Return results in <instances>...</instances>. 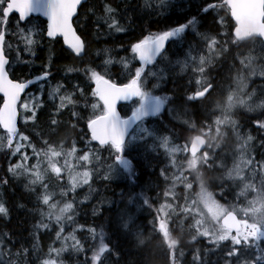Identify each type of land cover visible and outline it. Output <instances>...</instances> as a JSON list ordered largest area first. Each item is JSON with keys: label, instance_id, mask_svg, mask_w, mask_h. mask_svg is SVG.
<instances>
[{"label": "trees", "instance_id": "trees-1", "mask_svg": "<svg viewBox=\"0 0 264 264\" xmlns=\"http://www.w3.org/2000/svg\"><path fill=\"white\" fill-rule=\"evenodd\" d=\"M210 1L213 0H172V3L166 0V7H164L160 0H148L147 4L145 0H87L81 5L79 13L74 19L77 31L85 42L83 56L73 54L63 45L61 39L48 38L45 33V20L40 16H31L26 22L20 23L17 15L12 14L7 25V38L14 43L13 46L9 47V58L11 65L16 60L18 61L9 70L12 78L23 81L32 75L40 74V72L48 71L51 73L47 80L33 84L27 90V93L35 91L36 94H39L38 85L46 83L42 89V95L35 101L37 103L36 120L29 119L24 122L20 116L19 132L29 136L31 143L37 148L43 146L40 143V137L48 140L53 146H62L65 150L75 144L77 155H79L84 150V141L88 139V137L81 136V130L87 131L85 120L92 115L91 107L85 108L84 104L89 103L90 105L95 99L92 95L94 90L90 83L91 72L87 70H95L117 82H127L132 78V73L140 66V61L136 60L131 47L144 37L185 23L192 17H196L198 20L196 32L208 29L212 31L222 30L223 25L217 23L212 10L208 13L201 11V8ZM106 6L115 9L112 16L118 21V25L123 28V31H113L104 22L105 18H109V14L105 12ZM17 22L22 27L33 22L39 28L36 39L38 43L31 46L34 48L35 55L22 47L23 44H26L23 37L31 32L27 29L21 37V33L17 30ZM189 29L191 30V28ZM173 45V55L170 56ZM178 48L180 47L175 45V40L171 41L167 50L156 62L148 65L142 75V79L147 77L146 88L149 89L151 83H157L159 86L154 90L156 95L170 99L167 100L164 110L159 115L146 117L142 120L145 127L155 132L157 138L140 139L144 135L141 132L137 141L130 146V153H125L133 161V171L136 173L135 183L129 178L127 170L120 165H114L116 171L110 180L101 179V176L107 172V165L114 164V161L111 159L109 151L100 152V161L94 159L91 164L94 169L93 180L90 181L91 193L89 186L84 185L68 196L77 203L73 212L66 214L73 216L72 221H61L64 231L60 234L59 239L57 232L61 224L56 223L54 218L49 221L46 216L41 215V212L47 213L48 208L37 199V193L40 189L37 187L35 192L32 191L30 187H26L28 185L27 178L23 176L14 177L8 171L10 164L15 165L19 161V154L11 155V150L7 147L0 148V182L5 179L8 181L7 184L0 183V197L8 209L6 217L0 214V237L6 234L5 243L9 248H13L15 245L13 251L18 250L21 245L29 248L35 245L36 247L29 258V264H42L43 260L49 258L50 249L62 247L66 249L60 255L63 264H85L86 260H91L95 246L99 243L101 231L105 233V242L110 241V246L114 244L118 247L121 264H128L129 261L132 264H140L142 260L149 258L147 253L143 255L140 253L130 236L122 235L124 229L117 227L120 212L127 207L134 214L136 224L144 231L145 235L151 234L156 237V234L152 232V221L156 207L165 201L173 202L171 196L168 200H164L162 196V192L172 182L169 162L173 159L171 153L162 146L163 137L170 135L173 142L175 137L182 141L189 133L188 130L193 132L190 125L183 123L182 118L188 117L183 115V107L188 108L191 113V123H194L197 128L203 123H210L209 118L214 119L212 113L216 110V104L226 99L229 88L233 91L232 85L229 83L230 78H237L238 75L242 76L246 73L241 69L238 61L248 54V45L237 47L233 44L229 50L223 49L222 56L208 65V69L205 70L209 77H212L211 79L214 81L216 80V83L220 84L221 87L203 103L199 101L186 103L184 98L195 92L199 87L196 81L201 80L202 77L196 71L197 64L189 67L185 65L183 52L177 50ZM16 54L19 55L18 59H16ZM253 55L259 57L258 52L253 53ZM258 57L259 64L263 63L264 65V61L259 60ZM176 59L181 63L178 64ZM108 60L112 62L106 63ZM122 60L126 62L127 66L125 63H121ZM256 65L254 64V66ZM161 70H163L162 78H160ZM150 72H156L158 75L151 76ZM246 74H248V78H251L252 86L250 89L257 90L251 91L252 96L257 92L259 97H262L264 104V78L260 79L261 81L258 83L259 79H253L249 73ZM57 85L62 86V94L71 95L72 99L77 102L74 110L83 119L77 121L76 117L71 114L73 105L69 104L67 107L57 110L60 99L57 94L53 93V89ZM80 87L84 88L82 89L83 95L80 94ZM1 102L2 97L0 96V105ZM131 107L132 104L121 105L120 109L123 115L128 114ZM22 113L30 116L25 111ZM233 118L237 119L238 129L244 139L248 134L253 136L254 139L250 142L254 149L253 155L256 159H260L259 153L264 151V148L260 147L261 140H264V133L257 128L255 121L264 118V108H254L249 111V108L244 105L238 106L234 110ZM52 119L57 121L55 125L50 123ZM233 142L232 137H227L222 142L223 151L220 153L225 152L223 156L226 157L227 165L230 162L227 152L232 151ZM27 144L28 141H25L24 145ZM92 147L98 149V145L94 141ZM22 150L32 154L30 147L22 148ZM33 159L35 157L32 156V161ZM61 159L64 158L61 157ZM70 162L75 164L78 161L72 159ZM30 164L32 165V162ZM161 169H165L163 175ZM217 170L220 173L223 172L222 169ZM204 175L209 190L219 193L220 188L215 186L219 183L213 181L208 173L205 172ZM165 176L169 179H165ZM64 178L67 179L66 176ZM65 181L58 182L57 188L60 189L66 185ZM221 183H224L226 188L229 187L228 181ZM198 191L196 186L187 192L184 188L177 187L175 203L183 207L184 201L181 197L185 195L193 197ZM141 192L145 193L150 202L153 203L151 209L146 205H140L139 202L143 199L139 195ZM87 194L91 195V200L85 199ZM129 195L134 198L132 204L127 203ZM216 198L225 206L230 203L237 205L244 203L242 199H233V195L227 192L223 198L219 195ZM81 201L83 202L81 203ZM188 217L190 216H180L176 223L170 225L175 229L173 234L181 241L179 249L184 252V256L179 259V264H193V257L196 255L197 249L203 258L211 247L204 238H198L195 241L191 239L194 233L188 228ZM175 219L174 217L173 220ZM41 222L48 224V228H38L37 226ZM78 226H83V228ZM90 229L96 230V239H93ZM73 234L77 240H82L80 241L83 245L82 252L77 253L73 250L72 240L62 241L65 237ZM153 243H159V238L156 237ZM262 246H264V242H262ZM228 247L227 243H222L220 248L212 250L214 254H209L207 259L213 264H223V255ZM245 255L251 258L254 251H249ZM151 260L152 264H164V257L155 247L151 251ZM114 261L115 257H113Z\"/></svg>", "mask_w": 264, "mask_h": 264}, {"label": "snow or ice", "instance_id": "snow-or-ice-1", "mask_svg": "<svg viewBox=\"0 0 264 264\" xmlns=\"http://www.w3.org/2000/svg\"><path fill=\"white\" fill-rule=\"evenodd\" d=\"M166 0H160V3H165ZM82 3V0H0V94H2V107H0V128L5 132V136L0 137V148L7 147L12 150L11 154L20 153L22 148L30 147L32 156L35 157V163L29 165L26 163L31 157L26 153L21 155V163L9 166L8 171L14 177L23 176L27 178L28 185L32 191H36L38 187L40 191L37 193V199L42 205L47 206L48 212H41L42 216H46L49 221L53 218L56 223L61 224V221H72V213L74 204L72 202H64L63 206H59V202L55 200L56 193L50 187L53 178L56 182H60L67 176L68 183L61 187L59 195L68 197L75 193L77 188L84 185L89 186L91 193L90 181L93 178V170L85 167L83 171H77L78 165L72 164L70 160L74 159L80 162L81 166H86L92 163V160L100 161V152L109 151L111 159L114 161L107 165L101 179L108 181L112 178V174L116 171L114 165L122 166L129 173V178L135 183L136 173L133 171V161L126 152L131 151L126 137L129 135L130 127L137 121H142L143 118L150 115H155L161 112L165 103L170 98H161L154 96L149 91H146L144 84L147 77L142 79L145 72L143 67L138 68L132 73L130 82L117 84L112 79L106 78L105 75L95 71L91 72L90 79L95 81V90L92 95L97 98V102L84 104L85 108L91 107L92 115L85 120L86 129L81 130L82 137H88L84 141V150L77 155V148L73 144L68 150L62 146H53L48 140L40 137L41 148L35 147L29 138L19 132L17 128L18 106L22 107L25 112L29 113L33 121L36 120L37 103L22 100V94L29 88L32 81H20L19 79L11 78L8 67L10 62L5 53L6 25L8 17L14 11L19 14L18 22L25 21L32 13L42 14L48 17L50 23L47 26L46 35L49 38H55L58 35L62 36L64 42L74 50L77 56L84 52L85 45L80 36L77 35L73 27V17L76 16L77 8ZM148 3V0H145ZM224 9L230 18L234 21L233 33L230 41L237 47L248 45V54L238 62L241 69L251 71L256 74L254 64L257 56L253 53H259V60L264 61V0H220L219 3H209L201 8L203 13H208L210 10ZM105 12L109 14V18H105L110 29L115 31H123V28L118 26V21L112 16L115 12L110 6H106ZM223 23V18H221ZM198 20L196 17L188 19L185 23L179 26L172 27L170 30H165L161 33L150 34L144 37L138 43L131 47L133 53H138L139 60L144 65H149L155 62L156 58L164 52L166 42L173 38H179L189 28L193 32L197 30ZM23 33V30H21ZM203 41L206 42V47L209 53L213 51V47L217 45V41L207 34H200ZM26 44L30 47L27 50L35 55L34 48L31 47L38 41L31 38V35L24 37ZM227 42V41H226ZM191 45L189 48L191 50ZM213 57L211 55H199L197 73L202 77L196 83L199 87L194 94L187 95L185 102L199 101L203 103L206 99L212 96L214 92L221 87L214 79L208 78L205 68L211 63ZM111 60L106 63H111ZM125 63V61H121ZM181 63V61H177ZM71 71V69H69ZM151 76H157L156 72H150ZM264 75V68L260 71ZM51 75L45 71L42 76L38 77L41 80H47ZM163 77V70L160 71V78ZM237 83L243 87V78L237 76ZM157 87L159 85H156ZM61 85H57L53 89V93H59ZM242 90V88L240 89ZM83 95V90H80ZM133 97L139 98V106L131 113L127 119L122 118L117 112V103L121 100H130ZM32 102V107L29 103ZM76 101L71 95H61L59 109L73 105L71 114L76 117L77 121L83 119L78 112L74 110ZM246 101L237 92L231 91L229 88L226 99L223 102L216 104V110L212 113L210 123H203L199 128L194 123H191V113L187 107L182 108L184 116L188 119L183 121L184 124L190 125L191 129L198 134L186 142L182 146L169 147L171 136H164L162 146L171 153L174 158L179 152L187 153L185 161L177 167V162L172 159L173 167H177L173 174L172 187L164 192L165 197L171 196L173 203L165 201L156 207L152 221V232L159 238V243H153L156 237L151 234L145 235L144 231L135 222V216L130 210L125 207L119 214L118 228L124 229L122 235L130 236L134 242V246L140 250L143 255L147 253L149 258L144 259L140 264H152L151 251L155 247L164 257V264H179V259L184 256V252L179 249L181 244L173 233L175 229L170 227L173 223L179 220L180 216H190L192 218L191 228L194 232L191 239L193 241L198 238H204L208 241L211 247L201 258L200 252L197 249L196 255L193 257V264H213L207 259L209 254H214L213 249L220 248L223 242H229L230 246L224 252L223 264H264V151L259 153L260 159L252 154L254 149L250 145L253 141V136L248 134L246 139H241L238 131L239 125L233 118L234 110L241 105H245ZM258 107L264 108V104ZM99 110V111H97ZM253 109L249 107V111ZM171 111V109H170ZM55 125L57 121H50ZM257 128L264 132V119L255 121ZM223 129V131H222ZM141 131L144 133L140 139L152 137L156 139L154 131L141 125ZM231 131L240 139L239 147L235 149V154L232 157V167L229 169L226 157L222 156L217 149L223 151L222 142ZM90 133V136H89ZM39 137V134H37ZM174 135V133H173ZM28 141L27 145L17 143L13 149V140ZM137 139L133 136V140ZM6 141V143H5ZM98 142V149L92 147V142ZM147 144V142H146ZM146 146V145H145ZM260 147L264 148V140H261ZM114 150V151H113ZM61 157L63 163L61 164ZM219 162V163H218ZM222 169V176L227 177V181L235 187H225L224 183L216 184L220 188L219 193H214L209 190V185L201 169ZM98 170V169H97ZM165 169H161V174H164ZM191 176V179L189 177ZM165 179L169 177L165 176ZM193 181H196V187L199 191L194 197L183 196V207L176 200L175 188L176 183L180 182L187 190L194 188ZM2 184H7L8 181L2 180ZM239 189V191H235ZM233 195V199L244 201L243 205L221 204L216 196L221 198L225 193ZM143 199L139 202L140 205H146L149 209L153 207L147 195L143 192L139 194ZM85 199H88L85 196ZM134 198L129 195L127 203L132 204ZM83 201H81L82 203ZM179 209V212H177ZM0 214L5 217L8 215V209L4 203L0 202ZM175 216V220H173ZM206 221L208 223H206ZM211 224V227L208 226ZM48 224L41 222L38 228H48ZM64 231L61 224L57 232V238ZM93 239L97 238L95 229L89 230ZM6 234L0 237V264H29V258L35 245L32 248L21 247L13 251L9 248L5 240ZM67 239V238H65ZM73 241L72 248L75 252L83 251V245L76 239L75 235H71ZM110 241L105 242V233H99V243L95 246L93 255L90 261H85V264H121L119 249L116 245L110 246ZM66 251L64 247L60 249H50L49 258L42 261V264H63L60 260L62 252ZM249 251H254V255L248 258L245 254ZM55 253L56 259L52 258ZM113 257L115 261L113 262ZM128 264H132L131 261Z\"/></svg>", "mask_w": 264, "mask_h": 264}, {"label": "rangeland", "instance_id": "rangeland-1", "mask_svg": "<svg viewBox=\"0 0 264 264\" xmlns=\"http://www.w3.org/2000/svg\"><path fill=\"white\" fill-rule=\"evenodd\" d=\"M162 6H164V7H166V5H165V3H163V5ZM16 25H17V27H18V31L21 33V30H23V32L24 31H26L27 29L28 30H30V32L31 33H29L28 35H31V38H33L34 40H36L37 39V33H38V30H39V28L35 25V23H29V24H27L26 26H24V27H22V26H20L19 24H18V22L16 23ZM119 26V25H118ZM120 27V26H119ZM113 29V31H115V29L114 28H112ZM15 33V32H14ZM27 35V36H28ZM21 37H23V35H22V33H21ZM24 38V37H23ZM9 44V47L10 46H13L14 45V43L12 42V40L11 39H9V41H8V43H7V45ZM22 47L24 48V50H27V48L28 47H30V46H28V45H26V44H23L22 45ZM134 55H135V58H137L136 60H139V56H138V53H134ZM16 56V59H18L19 58V55L18 54H16L15 55ZM140 61V60H139ZM176 61H178L177 59H176ZM18 61L16 60L15 62H13V64L11 65H9V69H11L16 63H17ZM141 65V64H140ZM255 68H256V74H252V72L251 71H245L246 73H249L252 77H253V79L257 76V75H259V76H263V75H261L260 74V71H261V69L262 68H264V65H263V63L262 64H257L256 66H254ZM257 72H259L258 74H257ZM246 73H244L241 77L243 78V85H246V87H249V89H246L245 87H243V86H241L240 84H238L237 83V79L236 78H234L233 80H232V83H231V85H232V88H233V91L234 92H236V91H242V92H244V94L245 95H248L249 93H251V91H257V90H255V89H250V87L252 86V83H251V78H248V74H246ZM256 79V78H255ZM261 80L259 79L258 80V82H260ZM45 84L46 83H40L38 86H39V88H40V93L39 94H36V92L35 91H32V92H30V93H26V95L25 96H23V98H22V100H24V101H29L30 100V98H31V101L32 102H35L36 101V99L38 98V97H40L41 95H42V89L44 88V86H45ZM157 83H151L149 86H150V90H149V92L152 94V95H155L154 94V90H156L157 89ZM242 88V90H240ZM227 89V88H226ZM225 89V90H226ZM54 94H57L58 96H59V99H60V96L61 95H66V94H62L61 93V89H60V92L59 93H54ZM32 102H30L29 103V107L31 108L32 107ZM95 102H97V98L95 97V99H94V102L93 103H95ZM139 103V98H137L136 99V101H134V102H132L131 104H132V107L133 106H136L137 104ZM263 103H262V97H259V95H258V93L257 92H255L254 93V95L253 96H251V97H249V99L248 100H246V104L244 105L246 108H249V107H251L252 109H259L260 107H258L259 105H262ZM241 106H243V105H241ZM216 107V106H215ZM214 107V108H215ZM19 109H20V116H21V119H22V121H24V122H27L29 119H31V116H28V115H24L23 113H22V111H24V109L22 108V107H20L19 106ZM97 111H99V110H97ZM141 125H143L144 127H145V124L144 123H142V124H140L139 126L137 125L136 127V129L135 130H133L134 132L131 134V136L129 137V141H128V144H129V146H132L136 141H137V139H138V137H139V135H140V133L142 132L141 131ZM222 131H223V129H222ZM238 131H239V133H240V137H241V139H244V137L242 136V133H241V131L238 129ZM23 135H25L24 133H22ZM3 136H5V132L4 131H2L1 129H0V137H3ZM26 136V135H25ZM133 136H136L137 137V139H135V140H133ZM165 136H170V135H165ZM227 137H232L233 139H234V142H233V149H232V151H228L227 152V155H228V157H229V160H230V162H229V164H228V168L230 169L231 167H232V157H233V155L235 154V149L236 148H238L239 147V144H240V139H238L237 138V136H236V134L235 133H233V132H231V131H229L228 132V135L225 137V138H227ZM24 142L25 141H19L18 139H14L13 140V149L15 148V145L17 144V143H22V144H24ZM5 143H6V141H5ZM183 145V143L181 142V143H174L173 141H172V139H171V143H170V145H169V147H176V146H182ZM219 149H217V151H218ZM220 151L221 150H219L218 152L220 153ZM11 152H12V150H11ZM11 152H10V154H11ZM102 152V151H101ZM24 153H26L25 151H23V150H21V152L20 153H18L19 154V161L17 162V163H21L22 161H21V155L22 154H24ZM29 157H31V159H29L28 161H26V163L27 164H29V165H31L30 164V162H32V164H34L35 163V159H33V161H32V154H28V153H26ZM222 156L225 154V152H222V153H220ZM252 154H254V153H252ZM12 155V154H11ZM182 155H184V157H183V160L181 161L182 163L185 161V158L188 156V154L187 153H184V152H179L176 156H178V157H181ZM61 164L63 163V160L61 159ZM92 161H94V159L92 160ZM171 161H172V159L170 160V162H169V165L171 166V170H170V174H171V177H172V180H173V174L176 172V170H177V167H180L179 166V164H178V160H175L176 162H177V167H173L172 166V163H171ZM219 163V162H218ZM76 165H78V167H77V171H83V170H85V167H87L88 169H90L91 170V168L89 167V164L88 165H86V166H81L80 165V162L78 161L77 163H75ZM116 168V167H115ZM201 171L202 172H206V173H208L209 175H210V177H211V179L213 180V181H216L217 183H221L222 181H227V177L225 176H222V172L221 173H218V171H217V169H201ZM66 176V175H65ZM93 176H94V173H93ZM67 177V176H66ZM189 179H191V176L189 177ZM63 180H67V179H63ZM92 180H93V178H92ZM68 182V181H67ZM193 183H194V187L196 186V181H193ZM57 185H59L58 184V182H56L55 181V179L53 178V180H52V182H51V185H50V187H52V190L56 193V196H55V199H56V201H58L59 202V206L60 207H62L63 206V203L64 202H72L73 204H74V206H76V201L75 200H73V199H70L69 197H61L60 195H59V188H57ZM172 187V182H171V184H170V186L168 187V188H166L163 192H162V196H163V199L164 200H168L169 198H170V196L169 197H165L163 194H164V192H166L168 189H170ZM177 187H180V188H184V186H183V184H181L180 182H177L176 183V188ZM229 187H235L234 185H232V184H230V182H229ZM79 188H81V187H79ZM79 188H77V190L79 189ZM176 188H175V190H176ZM184 190L187 192V191H189V190H187V189H185L184 188ZM235 191H239V189H235ZM87 197H88V199H86V200H91V195L89 194H87L86 195ZM194 197V196H193ZM0 202H2V198L0 197ZM3 203V202H2ZM169 203H173V202H169ZM175 202H174V206H175ZM240 205H243V204H240ZM177 212H179V210H177ZM175 216H173V218H174ZM172 218V219H173ZM189 219H188V228H189V230H191L192 232H193V230H192V228H191V224H192V218L191 217H188ZM66 220H63V222H65ZM206 223H208L207 221H206ZM208 226L209 227H211V224H208ZM79 228H83V226H78ZM194 233V232H193ZM193 235V234H192ZM65 238H67V239H65ZM62 241H65V242H68V241H71L72 239H71V235H69V236H67V237H65ZM79 241H82L81 239H79ZM223 243H227L229 246H230V244H229V242H223ZM56 249H58V248H56ZM53 255H54V257H53V259H56V256H55V253H53ZM193 257V256H192Z\"/></svg>", "mask_w": 264, "mask_h": 264}, {"label": "flooded vegetation", "instance_id": "flooded-vegetation-1", "mask_svg": "<svg viewBox=\"0 0 264 264\" xmlns=\"http://www.w3.org/2000/svg\"><path fill=\"white\" fill-rule=\"evenodd\" d=\"M170 2L172 3V0H170ZM219 2H220V0H213V1L208 2L207 4H209V3L215 4V3H219ZM212 12H213V15L216 17L217 23H221V18H223L222 30L212 31L211 29H208V30L201 31V32H193L190 29H188V30H186V32L184 34L181 35V37L173 39V40H175V45L180 47L177 50H181L183 53L187 54L189 56L190 60L193 57H196L199 55H207V54L221 57L223 54V50H222L223 47L226 48V50H229L230 47L233 46V43L230 41V37H231L234 30H233V21L231 20L230 16L227 14V12L224 9L212 10ZM179 25H176V26H179ZM200 34H207L208 36L212 37L213 39H215L217 41V45L213 47V51L211 53L208 52L207 47H206V42L201 39ZM59 39H61V38H59ZM189 45L192 46L191 50L189 48ZM173 49H174V45L171 46L170 56L173 55V53H172ZM204 51H206V53H203ZM8 56H9V52H8ZM190 60H189V63L191 65L192 63L190 62ZM209 78H212V77H209ZM233 79L234 78H232V77L230 78V81H229L230 84L232 83ZM215 82H216V80H215ZM193 94H194V92H193ZM189 95H191V94H189ZM188 118L189 117L182 118V120L184 121L185 119H188ZM188 132H189L188 136L191 134L197 133L195 131L192 133L190 130H188Z\"/></svg>", "mask_w": 264, "mask_h": 264}, {"label": "water", "instance_id": "water-1", "mask_svg": "<svg viewBox=\"0 0 264 264\" xmlns=\"http://www.w3.org/2000/svg\"><path fill=\"white\" fill-rule=\"evenodd\" d=\"M85 1H87V0H82V3H81V5L85 2ZM80 5V6H81ZM80 6H78V8H77V12H76V16H77V14H78V12H79V9H80ZM15 12V11H14ZM18 14V13H17ZM33 15H40L41 17H43V18H45L46 20H47V26H48V24L50 23V21H49V19H48V17H46V16H43L42 14H37V13H32ZM31 14V15H32ZM19 15V14H18ZM76 16H74L73 17V20H74V18L76 17ZM73 27H74V29L76 30V28H75V25H74V23H73ZM46 30H47V28H46ZM76 33H77V35H79L78 34V32H77V30H76ZM47 36V35H46ZM59 36V35H58ZM80 36V35H79ZM59 37H62V36H59ZM80 38H81V40L84 42V40H83V38L80 36ZM62 39H63V37H62ZM63 41H64V39H63ZM170 41V40H169ZM169 41H167L166 42V45H165V48L167 47V45H168V43H169ZM64 44H65V47L66 48H68L70 51H72L73 53H75L74 52V50L73 49H71L65 42H64ZM85 45V44H84ZM165 50V49H164ZM84 53H85V49H84V52L81 54V55H79V56H83L84 55ZM43 75V73H41V74H37V75H32L31 77H29L28 79H26V80H24V81H32V83L30 84V86H29V88L34 84V83H36V82H38V81H40L41 79H38V77H40V76H42ZM12 78V77H11ZM96 86V85H95ZM27 90V89H26ZM26 90H25V92H26ZM0 96L2 97V94H0ZM22 96H23V94H22ZM134 98V97H133ZM133 98H131V99H133ZM130 99V100H131ZM130 100H121V101H119L118 103H117V112L120 114V116L122 117V118H125V119H127L128 117H130L131 116V113L129 114V115H127V116H122V113H121V111H120V109H119V104H121V103H124V102H129ZM0 107H2V104H1V106ZM19 108H18V118H17V128H19ZM138 122V121H137ZM137 122H135L131 127H130V129H129V133H130V131L132 130V128L135 126V124L137 123ZM127 138V137H126ZM98 143V142H97Z\"/></svg>", "mask_w": 264, "mask_h": 264}, {"label": "bare ground", "instance_id": "bare-ground-1", "mask_svg": "<svg viewBox=\"0 0 264 264\" xmlns=\"http://www.w3.org/2000/svg\"><path fill=\"white\" fill-rule=\"evenodd\" d=\"M131 1V0H130ZM100 52V51H99ZM229 58V57H228ZM184 60V59H183ZM216 69V68H215ZM86 70V69H85ZM25 74V73H24ZM85 74V73H84ZM86 82V81H85ZM259 83V82H258ZM61 84V83H60ZM89 104V103H88ZM244 110V108H243ZM254 112V111H253ZM49 113V112H48ZM56 115V114H55ZM237 120V119H236ZM60 121V120H59ZM19 130V129H18ZM22 187V186H21ZM87 246V245H86ZM192 255V254H191Z\"/></svg>", "mask_w": 264, "mask_h": 264}]
</instances>
